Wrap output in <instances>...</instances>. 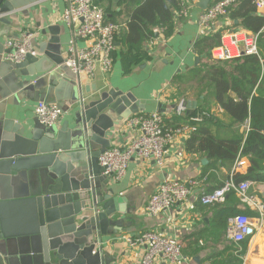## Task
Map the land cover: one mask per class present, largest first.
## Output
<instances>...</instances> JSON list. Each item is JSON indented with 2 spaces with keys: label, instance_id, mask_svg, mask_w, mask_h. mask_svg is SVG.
<instances>
[{
  "label": "crops",
  "instance_id": "0c3cea01",
  "mask_svg": "<svg viewBox=\"0 0 264 264\" xmlns=\"http://www.w3.org/2000/svg\"><path fill=\"white\" fill-rule=\"evenodd\" d=\"M184 1L181 0L182 3ZM199 1L197 0L193 5L191 1L188 2L189 9L186 16L178 17L177 14L174 16L172 33L169 37L164 38L162 31L158 28L154 29L152 38L142 40L140 43L129 44L126 43V39L134 37L137 32L135 26L129 25L130 13L140 4V0H94L103 10L105 20L120 25L115 38L112 70L103 73L97 69L93 77L83 74L78 79L67 69L63 71L57 66L52 67L60 75L64 74L68 77L82 91L88 88L96 91L113 88L124 95H132L139 103V114L159 112L165 123H183L186 119L175 115L176 104L183 97L178 96L172 79L197 66L200 62L193 49L194 42L202 35L197 26L198 16L203 11L198 7ZM210 2L211 0L208 5ZM64 8L65 0H35L19 8L15 14L14 12L7 13L5 17L8 21L10 20L11 24L0 22V42L6 48L7 39L17 38L23 31L30 30L35 34L33 46L36 54L38 53L37 46L44 44L50 36L48 33L46 36L42 35L41 31L48 26L57 25L59 26L58 37L63 48V57H65L67 45L73 37V28L67 26L61 19ZM227 24H229L227 18H220L213 27L218 29ZM77 45L83 46L84 42L77 41ZM196 58H198L197 61ZM48 62L49 60L43 63L48 65ZM38 76L34 75L31 78V81L36 79L37 88L40 90L36 96L19 95L17 100L9 98L11 94L8 97L3 96L6 102L2 105L7 119L14 122H28L31 118H35L33 108L39 100L60 106L63 115L58 124L67 118L69 114L67 103H61L49 93H41V90L46 91L48 86L47 81ZM189 83L195 86V90L197 89V83ZM187 85L185 82L182 83L181 91ZM195 90L186 92L187 101H196V109L189 113L187 124H194L192 118L203 113L198 109L199 101L194 98ZM3 97L1 96L0 99ZM209 101L210 106L213 107L214 98L210 93ZM204 119H210V117ZM220 119L225 124L229 122V119L224 116ZM247 129L248 122L238 127L237 133H244ZM212 130L214 134L221 137L231 133L229 129L215 126ZM136 134L137 130L127 127L124 120L113 129L112 146H124ZM188 137L177 136L165 148L162 166L157 165L152 158H132L125 175L120 180L111 179L109 181V186L114 191L113 195L122 198V201L118 203L120 213L115 215L122 222L120 227L122 230L104 238L107 253L115 256L113 264H140L144 249L141 246H131L127 243L126 237L153 230L163 231L181 243L187 241L189 247L186 252L191 255L186 253L185 255L182 246L183 257L179 261L170 263L158 257L154 264H212V259L220 262L227 261L229 258L232 259V264H238V260L240 264H264L263 217L249 216L256 219L257 224L253 227V232L245 238L247 242L244 252L241 251L242 242L245 239L239 243L227 239L224 233L226 224L224 228L219 224L223 216L232 212L247 215L249 210L258 211L260 215H263V210L259 211L257 207L243 203L234 191L233 198L228 196L229 192L223 201L213 204H202L197 200L201 192H211L229 178L234 180V176L245 175L249 167L248 158L243 156L246 161L245 165L235 168L232 162L210 159L201 151L189 150L186 144ZM166 179H195L197 182L195 198L190 201L189 206L178 204L159 215H150L145 211L146 203L159 183ZM248 194L256 203H263L264 183L253 181ZM231 243H234L238 250H228Z\"/></svg>",
  "mask_w": 264,
  "mask_h": 264
},
{
  "label": "water",
  "instance_id": "95a60500",
  "mask_svg": "<svg viewBox=\"0 0 264 264\" xmlns=\"http://www.w3.org/2000/svg\"><path fill=\"white\" fill-rule=\"evenodd\" d=\"M28 1L0 0V22L11 24L7 13L35 0ZM208 4L200 0L198 7ZM47 33L39 54L19 62L5 58L9 49L0 42V97L36 96L40 90L31 78L39 75L48 86L41 93L69 109L60 124L47 127L37 117L7 119L0 99V264H113L104 238L122 230L115 217L122 198L113 195L98 157L112 146L113 129L139 114V103L113 88L82 91L57 73L52 66L68 70L59 26L41 31ZM187 108L192 113L196 101L188 100Z\"/></svg>",
  "mask_w": 264,
  "mask_h": 264
},
{
  "label": "built area",
  "instance_id": "2783aa9c",
  "mask_svg": "<svg viewBox=\"0 0 264 264\" xmlns=\"http://www.w3.org/2000/svg\"><path fill=\"white\" fill-rule=\"evenodd\" d=\"M190 1L193 5L197 0L181 2V9L176 13L178 17L188 14ZM238 1L240 0H218L208 5L198 16L199 33L208 32L217 20L226 18L229 8ZM252 2L256 12L264 17V0ZM61 19L67 26L73 28V37L67 45L64 57L66 68L78 79L83 74L93 77L97 69L103 73L110 72L113 67L115 38L120 25L105 20L103 10L94 0H65ZM34 35V32L26 30L17 38L7 39L5 46L9 51L5 58L19 62L26 54L34 53ZM77 41L84 42V45L78 46ZM243 54H257V35L242 29L224 31L220 36L219 45L211 50V56L217 60H227ZM187 109V100L182 98L176 104L175 115L184 116ZM33 112L47 127L57 125L63 115L59 105L42 100L36 102ZM206 117H210L209 113L203 112L192 118L194 124H168L159 112L132 115L125 121L127 127L137 130L136 136L124 146H111L103 151L98 157L99 164L104 168V174L110 175L113 180H120L125 175L132 158H152L157 165L162 166L165 148L177 136H190L196 129L195 124ZM245 163L244 157L238 155L234 167H242ZM252 183L253 181L249 179L235 182L229 178L220 187L211 192H201L196 197L202 204H213L223 201L227 193L234 191L243 203L262 211L264 204L256 203L248 194ZM196 187L195 179H166L160 182L150 195L145 211L150 215H159L178 204L189 206L190 201L195 198ZM261 217L264 219L262 214ZM256 224V219L242 213L236 214L227 218L224 233L227 239L239 243L249 235V230H253ZM126 241L131 246H141L144 249L140 264H154L158 257L175 263L183 257L179 241L163 231H145L136 236L126 237Z\"/></svg>",
  "mask_w": 264,
  "mask_h": 264
},
{
  "label": "trees",
  "instance_id": "16d2710c",
  "mask_svg": "<svg viewBox=\"0 0 264 264\" xmlns=\"http://www.w3.org/2000/svg\"><path fill=\"white\" fill-rule=\"evenodd\" d=\"M216 1L211 0L210 4ZM181 6L179 0H140V4L131 10L129 22L137 32L134 37H128L126 43L148 40L154 36V29L158 28L164 38L169 37L174 16ZM226 18L229 24L218 29L211 27L194 42V52L200 59L198 65L172 79L178 96L184 99L188 97L186 92L195 90V86L189 82L197 83L194 98L199 101L198 109L210 114V119L195 124L196 129L186 144L189 150L201 151L210 159L234 163L238 155L246 156L249 167L245 175L234 176V180L249 179L264 183V17L256 12L252 0H240L229 8ZM228 29H242L257 35V54H243L227 60L214 59L211 50L219 45L220 36ZM184 82L188 85L181 91ZM209 93L214 98L213 107L210 106ZM222 116L229 119L227 124L221 121ZM189 117L186 113L183 123H187ZM246 122V132L237 133L238 127ZM213 126L229 129L231 133L221 137L213 133ZM228 196L233 198V191ZM236 214L240 213L223 216L219 223L221 227L228 217ZM247 215L254 218L261 216L260 212L249 210ZM246 242L247 239L242 242L241 252H244ZM179 243L183 246L184 254L190 255L186 252L189 247L187 241ZM227 249L238 250L234 243ZM231 260L218 262L212 259V264H232Z\"/></svg>",
  "mask_w": 264,
  "mask_h": 264
},
{
  "label": "rangeland",
  "instance_id": "374dc122",
  "mask_svg": "<svg viewBox=\"0 0 264 264\" xmlns=\"http://www.w3.org/2000/svg\"><path fill=\"white\" fill-rule=\"evenodd\" d=\"M60 104V102H58ZM61 105V104H60ZM37 122V121H36ZM38 123V122H37ZM39 124V123H38Z\"/></svg>",
  "mask_w": 264,
  "mask_h": 264
}]
</instances>
